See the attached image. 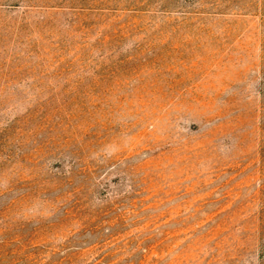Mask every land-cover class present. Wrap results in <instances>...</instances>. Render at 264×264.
<instances>
[{
	"label": "rangeland",
	"instance_id": "1",
	"mask_svg": "<svg viewBox=\"0 0 264 264\" xmlns=\"http://www.w3.org/2000/svg\"><path fill=\"white\" fill-rule=\"evenodd\" d=\"M0 264H264V0H0Z\"/></svg>",
	"mask_w": 264,
	"mask_h": 264
}]
</instances>
